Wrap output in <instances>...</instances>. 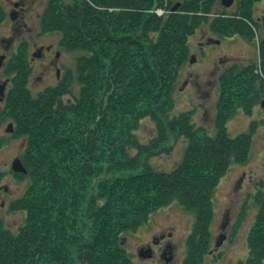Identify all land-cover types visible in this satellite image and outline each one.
<instances>
[{
    "label": "trees",
    "instance_id": "obj_1",
    "mask_svg": "<svg viewBox=\"0 0 264 264\" xmlns=\"http://www.w3.org/2000/svg\"><path fill=\"white\" fill-rule=\"evenodd\" d=\"M239 2L235 14L224 8L212 19L218 0L49 1L43 28L61 34L63 51L77 53V71L32 96L28 48L7 64L12 89L0 127L14 123L13 138L27 141L21 156L27 174H12L29 186L9 205L11 213L27 216L18 234L0 219V264H133L121 244L126 233L174 202L196 220L185 264H204L215 192L231 165L249 161L252 148L253 131L232 137L226 125L239 109L250 113L260 103L264 80L254 74V63L234 64L221 75L215 136L193 123V112H171L190 59L189 39L204 23L220 38L253 40L255 30L264 29V16L256 21L254 12L264 0ZM260 44L264 58V37ZM146 118L158 124V133L142 144L136 132ZM169 133L184 137L187 148L177 168L164 172L149 159L166 150ZM4 178L0 173V182ZM255 203L260 211L249 253L238 264H264L263 190Z\"/></svg>",
    "mask_w": 264,
    "mask_h": 264
},
{
    "label": "rangeland",
    "instance_id": "obj_2",
    "mask_svg": "<svg viewBox=\"0 0 264 264\" xmlns=\"http://www.w3.org/2000/svg\"><path fill=\"white\" fill-rule=\"evenodd\" d=\"M49 1L0 0L7 16L3 24H0V85L5 82L9 84L0 101V114L5 106L4 98L12 89L11 77L5 75V70L21 47L28 48L30 61L33 54L36 58L32 61L30 81L27 84L32 96L44 92L47 88L58 86L69 72L76 76L77 53L61 49V34L45 32L41 29V16ZM182 1L172 0L173 3ZM222 1L218 0L212 19L216 14L221 15L224 8L230 14H235L238 10L240 0H234L231 7H225ZM16 3L18 6L15 5ZM13 12L18 13L16 19L10 17ZM164 12L159 9L157 13L162 15ZM254 12L255 20L261 22L264 16V2L257 3ZM254 34L253 40H246L240 35L220 38L215 33L213 34L209 24L204 23L189 39L190 59L183 66L179 76L174 93L175 107L171 113L178 115L193 112V123L203 127L211 136H215L221 75L234 64L248 66L254 63L256 66L254 74L264 80V58L261 55L260 44L264 37V29L255 30ZM42 48H44V56ZM46 48H51V51H46ZM57 54L60 55L57 56ZM79 88L76 84L74 92L77 93ZM69 97L71 96H67ZM263 101L264 98L251 108L250 113L239 109L236 115L227 122V132L232 137L254 132L252 148L249 161L242 165L235 163L231 165L215 192V220L211 228L212 244L209 253L203 259L204 264H238L246 260L248 256V235L260 211L255 198L260 190L264 191ZM12 124V130L8 131ZM141 125L136 134L142 144L157 137L158 124L154 120L146 118ZM14 127L15 124L10 121L0 127V140L6 139L0 144V173L5 174L4 180L0 182V219L3 220L6 228L18 234L27 216L21 211L11 213L9 205L24 196L29 182L28 180L19 182L12 174L13 162L21 159L27 144L24 138H13ZM169 135L170 140L166 144V150L149 159L151 167L164 172H172L177 168V165L184 159L187 148V141L184 137L175 138L172 133ZM244 206L247 207V211L241 220ZM195 222L192 212H188L180 203L174 202L150 215L146 223L141 225L137 231L126 233L122 241L124 244H121L131 256L133 264H185L189 255L187 241L193 232ZM223 236L225 238L221 243L220 239ZM154 239H159L162 246L170 243L173 245V261L171 258L166 260L160 256L163 247H156L157 243H154L156 242ZM142 249L154 250L155 255L152 253V257H143L140 255Z\"/></svg>",
    "mask_w": 264,
    "mask_h": 264
},
{
    "label": "water",
    "instance_id": "obj_3",
    "mask_svg": "<svg viewBox=\"0 0 264 264\" xmlns=\"http://www.w3.org/2000/svg\"><path fill=\"white\" fill-rule=\"evenodd\" d=\"M223 5L225 7H231L233 4H234V0H223L222 1ZM178 6H175L174 7V10L177 9ZM220 41H218L219 43ZM6 86H7V82L3 83L0 85V101L2 100V96L5 95V90H6ZM262 107L264 108V101L262 102ZM13 128V124L9 127V130L8 131H11ZM14 165H13V172L14 173H23V174H26V169H25V166L23 164V162L21 161V159H16L15 162H13ZM225 238V236H223L220 240L221 243L224 241L223 239ZM124 244V243H122ZM140 255H142L143 257H146V258H149V257H152L153 254H152V250L151 249H148V250H144L142 249L140 251Z\"/></svg>",
    "mask_w": 264,
    "mask_h": 264
},
{
    "label": "flooded vegetation",
    "instance_id": "obj_4",
    "mask_svg": "<svg viewBox=\"0 0 264 264\" xmlns=\"http://www.w3.org/2000/svg\"><path fill=\"white\" fill-rule=\"evenodd\" d=\"M1 5V4H0ZM16 6H18V3H16L15 4ZM1 7H2V9H3V11L5 12V10H4V8H3V6L1 5ZM6 13V12H5ZM18 16V13H16V12H13V13H11V15H10V17L12 18V19H16V17ZM7 17V16H6ZM42 17H43V14H42V16H41V20H42ZM0 24H3V23H0ZM41 24H42V22H41ZM42 27H41V29L44 31V28H43V24L41 25ZM42 31V32H43ZM42 54H43V56H44V48H42ZM46 51H51V48H46ZM39 53H41V51H39ZM27 54H29V51L27 52ZM60 54H57V56H59ZM28 59H30V54H29V56H28ZM36 58H34V54H33V57H32V59H31V61L29 60V63H30V65L32 66V61H34ZM59 71V70H58ZM60 76V75H59ZM12 81V77H11V80H10V82ZM9 84H7V86H8ZM5 100H6V98H4ZM154 241H156V242H154V243H157V244H155L156 245V247H163V249H162V251H161V255L160 256H162L164 259H166V260H168V258H171L172 259V261L174 260V253H173V249H174V247H173V245L170 243V244H165V245H163L162 246V243H161V241L159 240V239H154ZM149 247H151V246H149ZM156 252V251H155ZM152 253L154 254V250L152 251ZM155 255V254H154Z\"/></svg>",
    "mask_w": 264,
    "mask_h": 264
}]
</instances>
